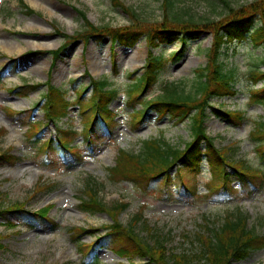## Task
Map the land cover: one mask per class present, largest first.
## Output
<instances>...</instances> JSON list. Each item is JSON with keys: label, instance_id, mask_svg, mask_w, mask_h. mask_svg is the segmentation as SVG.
Listing matches in <instances>:
<instances>
[{"label": "rangeland", "instance_id": "1", "mask_svg": "<svg viewBox=\"0 0 264 264\" xmlns=\"http://www.w3.org/2000/svg\"><path fill=\"white\" fill-rule=\"evenodd\" d=\"M23 1L35 12L33 15H24L19 0H0V70L6 68L11 58L18 59L17 66L8 68L5 77L0 80V130H7V134L0 137V152L12 147L14 154L22 157L14 167H0V205L8 207L24 201L27 209L34 212L53 205L50 217L55 227L33 229L25 225L12 230L4 225V219H0V234L5 236L2 241L5 249L0 252V264H80L81 256L77 246L71 241L69 229L99 228L111 222L106 214L86 213L81 209V198H84L89 182L97 189L98 198L107 206L128 204V209L119 217L124 224L129 225L137 215H141L153 231L143 229L142 223L136 227L138 231L153 244L157 240L162 241L168 253L197 252L195 236L198 232L206 231L205 219L219 225L226 213L236 210L249 215L250 228L254 227L259 235H264V177L257 180L256 184L250 182L235 196H229L228 202H224L220 195L211 197L207 193L208 182L212 176L206 163L203 167L204 173L192 182L196 183V195L180 186L177 178L172 181V197L169 198L146 195L132 183L111 182L107 171L114 167L119 150L138 153L141 142L161 137L182 147L191 138L189 122L179 124L168 116L159 119L156 112L150 111L143 125L137 128L133 126V111L126 106L128 87L131 84L129 77L137 70H140L138 76L143 73L149 51L144 39L133 49L119 45L113 48L108 39L101 44L92 40L87 47L82 41L75 42L61 54L52 68L54 60L48 53L59 50L65 42V38L57 35L55 30L70 36L85 27L78 10L86 14L90 23L99 27L122 28L131 25L130 16L112 0ZM118 1L137 10L143 21L156 24L163 18L161 0ZM227 1L233 8L239 9L255 0ZM176 8L179 12L182 11L185 20L198 23L220 21L228 13L221 0H178ZM255 26L261 27L260 22L256 21ZM212 40V35L206 33L200 40L189 41L177 62H173L170 57L172 53L183 50L179 41L154 51L155 55H163L169 62L167 68L158 75V84L142 99L156 98L161 93V86L169 82L188 81L186 87L190 91L191 83L196 78L195 71L206 66L207 51L211 48ZM113 63H116L119 72L115 78L112 77ZM227 63L238 73L236 92L224 101L214 100L213 104L216 107L223 105L232 112L243 111L247 121L235 128L226 118L209 115L206 127L210 136L216 139L217 147L226 148L232 145L228 150L234 160H243L248 166L257 167L259 160L254 152L256 139L251 134L256 123H264V105L249 103L252 87L250 80L255 71L264 72V45L257 47L253 44L251 35H244L242 40L232 46ZM89 76L95 79L109 76L119 92L116 102L111 105V109L118 113L114 135L108 137L107 142L95 154H83L85 161L82 163L68 167L63 162L56 161L53 166L46 165L45 160L35 158V151L39 147L28 143L25 137L27 127L7 116L5 111L8 107L16 111L30 110L41 100L45 87L29 93L27 97L9 94L7 88L29 83L45 84L51 77L56 87L68 90V98L73 101L75 89H83L90 84ZM75 81L79 82L74 88ZM262 86L263 83L260 82L255 89ZM33 115L37 122L44 119L40 111ZM79 120L77 107H74L69 118L64 120V128L71 122L80 132L82 126ZM42 136L44 139L56 138L55 125L46 127ZM80 142L81 139L76 138L71 146L75 147ZM175 171L176 168L172 174ZM41 179L56 186L36 195L34 188ZM234 187H239V184L234 183ZM93 240V237L83 239L87 243ZM98 253L102 264H128L125 259L120 260L106 249ZM135 262L140 263L139 259H135ZM233 264H264V249L254 251L242 263Z\"/></svg>", "mask_w": 264, "mask_h": 264}, {"label": "trees", "instance_id": "2", "mask_svg": "<svg viewBox=\"0 0 264 264\" xmlns=\"http://www.w3.org/2000/svg\"><path fill=\"white\" fill-rule=\"evenodd\" d=\"M122 11L132 19L131 25L115 28L110 26H96L90 23L86 14L78 10V15L84 21V28L74 35H65L56 29L57 35L65 38V42L59 50L50 51L54 60L53 66L59 60L61 54L75 42H83L85 47L94 40L101 44L106 38L115 44L134 48L135 44L144 39L148 45V58L144 65V72L139 71L130 75L131 84L128 87L127 105L134 109L131 122L136 128L143 125L150 111L157 113L159 119L170 117L182 124L189 121L191 130L190 141L182 147L173 145L164 137L152 138L141 142L138 153L119 150L115 167L108 168V177L113 183H132L136 189L150 196L172 197V181L177 178L180 186L196 195L195 180L203 174L205 162L209 168L212 179L208 184L211 197L215 194L228 202L229 196H235L249 184H256L257 180L264 177V123H256L251 137L256 139L254 152L259 166L251 167L243 160H234L229 155L231 146L217 147L216 139L212 138L206 127L209 115L226 118L233 126H241L246 121L243 111H229L222 106L213 104L214 100L235 94V86L238 81L236 69L230 68L227 60L233 44L241 40L245 34L251 35L253 44L257 47L264 45V0H255L252 4L243 5L239 9L231 6L227 0H221L227 15L220 21L210 20L206 23L195 22L182 17V11L176 6L178 0H161L163 18L160 22L150 23L143 21L140 14L134 8H129L118 0H112ZM24 15H32L30 9L23 0H19ZM259 21L261 27L254 26ZM209 33L212 35V45L207 51V63L195 71L196 78L191 83L190 91L187 90L188 81L169 82L161 88V93L155 99L143 100L149 90L158 84V75L167 68L169 61L163 55H155L158 48L180 41L183 50L171 54V60L177 62L185 51L189 41L200 40ZM16 63V62H15ZM113 78L119 75L116 64L113 65ZM88 74V73H87ZM253 84L264 83V72L255 71L251 75ZM1 79V73H0ZM90 84L83 89L76 90V97L71 102L69 92L64 87L58 88L53 82L46 84L47 91L42 100L30 111L16 112L8 108V116H13L28 126L25 137L30 145H38L35 151L37 160L43 159L48 165H54L60 159L70 166L85 160L83 154L93 155L114 135L117 113L111 109L116 102L119 92L111 79L106 76L95 79L89 76ZM78 82H74L75 87ZM39 85H24L9 89V93L28 96L30 92L39 89ZM251 104H264V85L260 89L251 90ZM78 108L81 115L82 131L79 133L73 129V124L65 129L60 126L63 118L68 117L70 109ZM39 110L43 112L44 120L37 122L33 119V113ZM48 123H54L57 128V137L45 140L42 136ZM6 134V130H0V136ZM76 138L81 142L75 147L71 143ZM234 149V147H233ZM57 156V157H56ZM22 160L13 153L10 148L0 152V167H13ZM42 160V161H43ZM176 171L172 174L173 169ZM192 180V181H191ZM193 182V183H192ZM238 182L239 187H234ZM193 185H192V184ZM55 185L41 181L34 189V194L50 191ZM81 198L80 207L86 213H104L111 223L95 227H79L70 229L71 239L76 244L81 255L80 264H102L99 259V251L106 249L114 252L119 258L127 259L129 264H233L242 263L250 258L254 251L264 249V235H259L255 228H250L249 215L241 210L226 213L221 223L217 225L205 219L206 231L198 232L194 243L197 244V252L168 253L164 243L157 240L153 244L147 237H143L136 228L142 223L143 229L152 232L141 215L126 225L119 219L122 212L128 209V204L118 203L107 206L98 198L97 189L88 183ZM2 192L0 191V197ZM53 206H46L38 211L27 209L26 202L14 203L11 206L0 205V219H4V225L9 229H17L20 226L46 228L49 224L54 227L49 217ZM91 236L95 239L90 243H84V237ZM4 235L0 234V252L4 251L2 244Z\"/></svg>", "mask_w": 264, "mask_h": 264}]
</instances>
